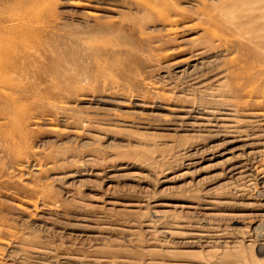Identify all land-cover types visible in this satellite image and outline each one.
Segmentation results:
<instances>
[{"label": "rangeland", "instance_id": "obj_1", "mask_svg": "<svg viewBox=\"0 0 264 264\" xmlns=\"http://www.w3.org/2000/svg\"><path fill=\"white\" fill-rule=\"evenodd\" d=\"M1 48L0 264H264V0H0Z\"/></svg>", "mask_w": 264, "mask_h": 264}, {"label": "bare ground", "instance_id": "obj_2", "mask_svg": "<svg viewBox=\"0 0 264 264\" xmlns=\"http://www.w3.org/2000/svg\"><path fill=\"white\" fill-rule=\"evenodd\" d=\"M19 31H20V30H19ZM5 42H6V41H5ZM5 45H6V44H5ZM17 45H19V44H17ZM28 46H29V45H28ZM20 47H21V45H20ZM7 49H9V48H7ZM10 49H12V48L10 47ZM13 49H14V48H13ZM0 50H2V48H1ZM11 51H12V50H11ZM11 51H10V52H11ZM7 53H8V52H7ZM7 53H6V54H7ZM13 53H14V52H13ZM1 55H2V54H1ZM9 57H11V59L14 58V57H12V55L9 56ZM0 58H1V60H2V56H0ZM3 58H4V57H3ZM5 59H6V58H5ZM9 59H10V58H9ZM3 60H4V59H3ZM6 60H8V59H6ZM8 61H10V60H8ZM2 64H3V63H2ZM6 64H7V63H5V65H6ZM10 64H11V63H10ZM3 66H4V65H3ZM4 68H5V66H4ZM4 68H3V69H4ZM9 68H10V67H9ZM9 68H8V69H9ZM0 69H1V68H0ZM8 69H7V70H8ZM1 70H2V69H1ZM3 72L5 73V71H2L1 73H3ZM2 80H3V79H2ZM3 82H4V81H3Z\"/></svg>", "mask_w": 264, "mask_h": 264}]
</instances>
